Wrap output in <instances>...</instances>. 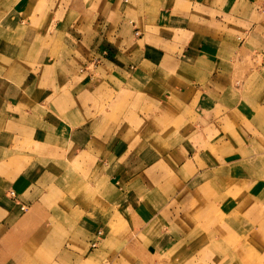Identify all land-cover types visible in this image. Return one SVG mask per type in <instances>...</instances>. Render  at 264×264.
Listing matches in <instances>:
<instances>
[{"label":"crops","instance_id":"1","mask_svg":"<svg viewBox=\"0 0 264 264\" xmlns=\"http://www.w3.org/2000/svg\"><path fill=\"white\" fill-rule=\"evenodd\" d=\"M199 1L0 0V264H100L109 221L93 230L99 218L85 216L73 236L54 212L154 189L163 206L175 194L169 206L193 209L163 219L159 243L182 259L264 255V184L227 204L237 164L243 177L264 171V0ZM167 33L182 36L152 59L150 41ZM249 53L252 85L239 86L229 68Z\"/></svg>","mask_w":264,"mask_h":264},{"label":"rangeland","instance_id":"2","mask_svg":"<svg viewBox=\"0 0 264 264\" xmlns=\"http://www.w3.org/2000/svg\"><path fill=\"white\" fill-rule=\"evenodd\" d=\"M215 1H216L215 4H217L216 6L218 7L223 6L222 10H225L224 8L229 9L230 7L229 0L228 2L227 0H215ZM199 2H200L199 4L204 5L206 4V2H208V0H200ZM124 5H126L125 2ZM234 6L238 8L239 4L235 3ZM256 9L260 11V6L258 5ZM195 10L196 12L200 13L202 9L198 10V8H195ZM160 11L161 10H159V12ZM175 12H181V11H179L178 8H175ZM153 21L157 22V20H151V22ZM163 25L165 26L166 23H164ZM166 35L167 38H164V42L160 41L161 36L156 37L157 35L155 36L156 39L150 41L154 46V48L152 49L156 50V51L151 50V52L149 53L152 59L158 60L160 58V53L163 51L161 50L162 48H160L161 47L160 43H162L164 47H166L165 44L169 43L172 45L174 44L173 41H176L178 37L182 36V35H178L173 37V34H169V33H167ZM232 42L233 45L236 46V48L232 49V52H237L239 49H241L242 41L238 40V37H236L235 34L233 36ZM226 50L227 52L231 51V48L226 47L224 51ZM240 57L242 58L243 56L240 55L236 56V58H240ZM246 60H248V63L243 61L241 65H237L235 67L229 68L230 73L232 72L231 75H233L232 77L233 79L242 80L239 86H243L247 84V83L244 84L245 75H248L247 71L249 69L254 70L257 68V66H255L256 64L255 62L258 60H254V56L252 54L249 53V55H247ZM246 64H250V66L247 67ZM251 80L252 78L249 79L247 86L252 85V83L250 82ZM233 84L235 86L236 82H233ZM166 124H168L167 126H171L172 128H176V126L178 125L177 123H173V124L165 123L163 125L166 126ZM230 138L231 140H234L233 136H231ZM223 153L225 154L234 153L236 157L238 156V152L235 151L234 152L226 151ZM223 163L224 162H219V164H223ZM235 172L236 175L233 174L231 176V179L228 178L230 179V182L233 183L232 190L234 193L233 194L234 199L232 198V200H229L227 204L229 206L232 207L235 206L239 208L241 205L240 200H243V198H245L247 191L256 192L255 190L259 187V185L261 183L264 184V171L260 177H253V176L243 177L244 174L240 172L239 164H237L235 166ZM216 182L220 183L223 182V180L216 178ZM159 189L161 190V192L164 191L163 188H159ZM174 189L175 188H172L173 192L175 191ZM259 189H261V186L259 187ZM156 192L157 189L152 190L151 200H148L150 196L149 197L140 196L138 194L129 195L127 200L126 201L124 200L125 202L119 203V206H103L97 203V200L93 201L91 195L88 196L85 195L84 202L88 204H85L84 206H72L71 207L72 211H67V209L66 210L57 209L54 213L56 216L57 224L58 222H60L59 224L61 226L60 229L71 230L68 229V227L71 226L73 229L72 230L73 236L75 235L79 236L84 233L83 230L87 228L84 227L83 225L86 224L85 216H88L89 218H99L97 220H100L101 224L93 226V230L103 228L104 227L103 225L107 224V221H109V224L110 226H112V229L115 231V233H113L114 234L112 236L113 239L110 237L111 244L107 250L108 253L104 252L103 258L101 260L99 259L98 261L100 264H189V263L191 264L192 262H195V264H228V262H226V260L223 257L201 258V259L192 258L191 260H187L184 258L182 259L179 253H175L176 251L174 248H170L169 246L165 247L162 244H160L159 241L161 240V238L165 235V233L168 232V229L171 228V226L165 220H163L165 219L164 217L166 215L168 216L170 214L171 215L174 214L173 217L176 218L177 213L178 214H184L185 212L190 213V211L193 212V209L184 211L181 209V206L180 207L169 206V203L172 202L173 205H175V198H176L175 194L173 196H169L167 194V202H164V205L168 203L167 204L168 206L167 205L163 206L160 201V195L158 192L156 194ZM162 196H166V193L164 192ZM63 198L64 197L60 196L58 200L62 201ZM75 199L76 201H74ZM71 200H73L72 205H76L75 203L79 202L80 200L79 195H72ZM91 202L92 204H90ZM150 203L151 206H149ZM202 203L204 202L202 201ZM56 204L58 205V201L56 202ZM262 207L264 208V206ZM56 208L59 207L56 206ZM65 214L71 217V220L66 219ZM64 220L66 224H69V226L63 227ZM203 222L207 223V225L204 227L205 234H208L209 232L211 233V231H213L214 229V227L211 226L212 225L211 221L207 219V220H203ZM144 223H146L148 226L145 227ZM257 235H259L257 238V240L259 241V245H261L263 247L262 249H264V226L262 227V229L256 232V236ZM134 236L136 237L135 244L132 242L134 240ZM129 241L131 243H129ZM92 251L97 253L96 250L95 251L92 250ZM257 264H264V255L260 256V258L257 260Z\"/></svg>","mask_w":264,"mask_h":264},{"label":"built area","instance_id":"3","mask_svg":"<svg viewBox=\"0 0 264 264\" xmlns=\"http://www.w3.org/2000/svg\"><path fill=\"white\" fill-rule=\"evenodd\" d=\"M136 35L138 36L139 34L138 33H136ZM100 235V234H99ZM97 246V243H94L93 244V247H96Z\"/></svg>","mask_w":264,"mask_h":264}]
</instances>
